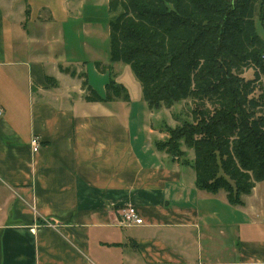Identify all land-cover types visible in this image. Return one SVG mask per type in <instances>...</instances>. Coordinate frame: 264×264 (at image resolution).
Masks as SVG:
<instances>
[{
  "label": "crops",
  "instance_id": "0c3cea01",
  "mask_svg": "<svg viewBox=\"0 0 264 264\" xmlns=\"http://www.w3.org/2000/svg\"><path fill=\"white\" fill-rule=\"evenodd\" d=\"M107 1L0 0V264H264L235 219L258 182L231 205L156 148L155 110L110 63ZM95 62L127 101L85 99L84 81L106 95ZM127 206L143 224L119 225Z\"/></svg>",
  "mask_w": 264,
  "mask_h": 264
},
{
  "label": "trees",
  "instance_id": "16d2710c",
  "mask_svg": "<svg viewBox=\"0 0 264 264\" xmlns=\"http://www.w3.org/2000/svg\"><path fill=\"white\" fill-rule=\"evenodd\" d=\"M107 8L110 63L130 67L147 107L190 99L199 116L156 148L176 156L185 138L197 189L223 190L229 204L242 205L264 181V40L255 28L258 20L264 29V0H108ZM95 66L108 69L106 95L84 81L85 99L127 101L111 65ZM250 68L253 78L244 79Z\"/></svg>",
  "mask_w": 264,
  "mask_h": 264
},
{
  "label": "rangeland",
  "instance_id": "374dc122",
  "mask_svg": "<svg viewBox=\"0 0 264 264\" xmlns=\"http://www.w3.org/2000/svg\"><path fill=\"white\" fill-rule=\"evenodd\" d=\"M255 28L257 33L264 40V29L262 24H260L258 20H255ZM107 46L109 48V40L107 42ZM119 65L121 67V70L118 73L121 76L122 81L124 82V84H128L129 88H131V85L128 83V79L126 77L127 73H130L131 76L133 75L130 67L122 62H120ZM122 67H127L128 72H124L122 70ZM253 71L254 70H252L251 68L245 70L243 74H241V76L244 79H252L254 73ZM107 75L109 80V72H107ZM135 81L137 80L135 79ZM259 93L260 90L258 89L254 92V95H258ZM208 109H211L210 114L212 116L214 110H212L211 106H209ZM152 110H155L153 126L158 130L159 137H161L162 139L158 140L160 142H165L168 139L170 131L179 130L183 127H191L199 121V116H197L198 118H196V115H198L197 111L190 99L173 101L169 105L160 103L157 109ZM213 119L217 120L216 116H214ZM187 135L188 132H185L184 136ZM194 137H199V135H194ZM177 143L179 151L178 153H176V156L173 157L177 159L179 163L181 162L180 164L182 166H189L188 164L191 163L194 158L192 145H190L187 140H185V138L180 139L179 142L177 140ZM190 169L191 171H193L192 168ZM220 193H222L223 195L225 194L223 191H221ZM243 199L245 201V207L235 208V219L248 223L247 231L249 232V234H252L253 236H255V234H264V182H258L256 190L249 196H245ZM230 233L232 234V231Z\"/></svg>",
  "mask_w": 264,
  "mask_h": 264
},
{
  "label": "built area",
  "instance_id": "2783aa9c",
  "mask_svg": "<svg viewBox=\"0 0 264 264\" xmlns=\"http://www.w3.org/2000/svg\"><path fill=\"white\" fill-rule=\"evenodd\" d=\"M3 114V109L0 107V116ZM32 150L36 152L40 148V140L38 136H33L30 141ZM143 224L142 218L138 215L136 209L132 206H127L120 211L119 225L132 226Z\"/></svg>",
  "mask_w": 264,
  "mask_h": 264
}]
</instances>
